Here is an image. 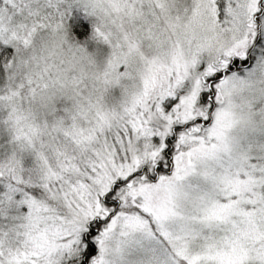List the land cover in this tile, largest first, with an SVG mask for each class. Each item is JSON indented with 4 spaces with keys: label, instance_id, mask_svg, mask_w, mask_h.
<instances>
[{
    "label": "snow or ice",
    "instance_id": "1",
    "mask_svg": "<svg viewBox=\"0 0 264 264\" xmlns=\"http://www.w3.org/2000/svg\"><path fill=\"white\" fill-rule=\"evenodd\" d=\"M0 264H264V0H0Z\"/></svg>",
    "mask_w": 264,
    "mask_h": 264
}]
</instances>
